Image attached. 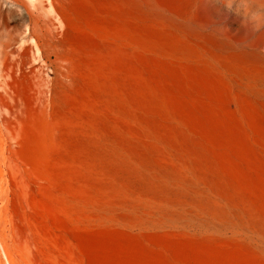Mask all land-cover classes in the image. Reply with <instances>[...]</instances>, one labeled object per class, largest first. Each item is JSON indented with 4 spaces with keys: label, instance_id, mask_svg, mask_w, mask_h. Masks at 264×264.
Here are the masks:
<instances>
[{
    "label": "bare ground",
    "instance_id": "obj_1",
    "mask_svg": "<svg viewBox=\"0 0 264 264\" xmlns=\"http://www.w3.org/2000/svg\"><path fill=\"white\" fill-rule=\"evenodd\" d=\"M231 1L236 2L238 15L224 24L218 10ZM86 5L94 14L93 5H98V0H89ZM99 6L104 8V0H99ZM89 28L97 42L79 46L84 57L80 68L87 75L88 86L133 125L130 130L106 121L91 125L94 135L104 137V147L100 156L84 158L87 164L109 179L106 187L110 191L161 198L173 191H193V200L199 197L200 203L215 202L221 208L216 214L226 221L193 211L181 218L169 217L165 208L150 205L128 212V224L119 222L135 232L181 230L189 241L202 234H216L256 251L162 256L137 252V263L264 264V228L259 232L239 211L245 196L264 203V172L254 177L247 171L258 156L264 157V0H121L118 34L109 33L103 24ZM64 31L53 19L33 14L31 32L47 45L60 47ZM116 49L130 86L112 82L90 68L94 61L108 71L106 54ZM171 93L187 97L189 106L208 114L232 112L236 124L249 127L243 129L249 131V142L233 137L230 127L214 124L215 133L223 135L215 142L219 139H213L204 126L173 109L165 97ZM155 116L167 124L154 125ZM43 130L41 124L34 123L31 134L25 135L18 124L9 132L12 146L23 148L30 160L43 155ZM46 132L55 140V126ZM159 155L179 161V172L157 171ZM121 177L125 178L123 183ZM118 205L90 206L89 211L100 221L116 220L115 214L125 211ZM47 256L52 264H85L69 248L64 253L49 251Z\"/></svg>",
    "mask_w": 264,
    "mask_h": 264
},
{
    "label": "rangeland",
    "instance_id": "obj_2",
    "mask_svg": "<svg viewBox=\"0 0 264 264\" xmlns=\"http://www.w3.org/2000/svg\"><path fill=\"white\" fill-rule=\"evenodd\" d=\"M87 1L0 0V264H52L47 253H64L68 248L85 264H138L137 252L160 256L255 253L243 243L216 234H202L191 238L192 242L181 230L135 232L119 222L128 224V212L150 205L158 210L165 208L169 217L181 218L194 212L215 217L221 223L226 221L216 214L221 208L215 202L200 203L199 197L193 200V191H173L162 198L110 191L106 187L109 179L85 161L86 157L100 156L104 147V137L94 135L91 125L106 121L121 130H130L133 125L89 88L87 75L80 68L84 57L79 46L97 42L91 25L103 24L109 33L118 34L121 0H104L103 9L98 0V5H93L94 14ZM218 12L222 23H231L238 15L236 2L220 7ZM36 13L65 28L60 47L49 46L32 34V17ZM106 57L110 61L108 71L94 61L90 68L112 82L130 86L131 80L122 72L119 50L108 52ZM165 97L179 115L195 120L213 139H219L215 142L219 143L223 135L215 133L214 124L230 127L233 137L249 142V131L243 130L249 127L236 124L232 112L208 114L189 106L187 97L181 94ZM152 120L156 126L167 124L160 116ZM34 123L44 127V154L30 160L24 156L23 148L12 146L9 132L19 124L29 135ZM52 126L57 130L55 140L46 132ZM157 163L160 172H179L181 165L166 155H159ZM247 171L254 177L262 176L264 157L258 156ZM251 196L255 198L253 192ZM251 200L245 196L239 211L261 232L264 203L261 199ZM113 205L125 210L115 214L116 220L100 221L89 211L90 206Z\"/></svg>",
    "mask_w": 264,
    "mask_h": 264
}]
</instances>
